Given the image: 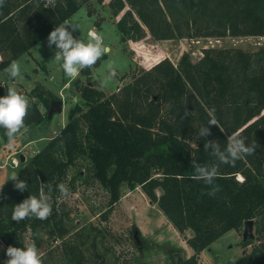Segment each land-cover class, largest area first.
Returning a JSON list of instances; mask_svg holds the SVG:
<instances>
[{"label": "trees", "instance_id": "1", "mask_svg": "<svg viewBox=\"0 0 264 264\" xmlns=\"http://www.w3.org/2000/svg\"><path fill=\"white\" fill-rule=\"evenodd\" d=\"M88 1L4 0L0 72ZM108 5L115 16L127 7L116 26L132 41L146 33L156 40L264 36V0H110ZM80 90L85 107L72 106L58 133L20 163L16 173L28 189H16L11 180L0 189V239L7 247L24 246L27 231L37 247L41 245L38 230L64 237L67 214L56 206L62 194L58 185L66 184L70 167L88 159L84 182L97 183L108 194L104 220L125 183L140 186L180 234L191 230L186 243L193 253L187 258L176 255L175 264H198L201 251L227 231H239L249 219L259 243L240 261L264 264L263 47L253 52L211 48L196 62L183 53L176 65L165 58L109 96L86 85ZM31 93L48 105L51 94L38 86ZM213 108L217 125H210V135L198 137ZM44 119L38 106L29 102L23 128ZM234 132L254 145V152L234 165L220 164L213 184L196 179L199 166L216 163L211 149L204 148L206 140H216L223 149ZM0 135L8 138L3 128ZM69 184L75 189L73 182ZM41 190L52 206L48 218L12 220L14 205ZM252 242V238L242 239L241 244L246 247ZM62 252L69 264H82L85 259L76 243L63 242ZM6 259L0 258V264ZM42 259L43 264H52Z\"/></svg>", "mask_w": 264, "mask_h": 264}, {"label": "rangeland", "instance_id": "2", "mask_svg": "<svg viewBox=\"0 0 264 264\" xmlns=\"http://www.w3.org/2000/svg\"><path fill=\"white\" fill-rule=\"evenodd\" d=\"M109 1L89 0L68 19L79 23L80 28L74 32L78 38L86 39L87 33L94 30L104 37L105 44L111 48L104 59L100 58L98 64L82 69L76 79L67 77L59 68L61 62L56 61L54 57L55 45L52 48L47 45L48 34L36 43L29 53L22 54L15 60L21 69L19 77H9V65L0 72V92L8 87H16L27 96L30 103H35L42 113L45 112V104L31 93L33 87L38 86L45 93H60L64 101L63 112L56 113L52 120L44 119L38 124L21 129L13 140L0 135V152L3 154L0 156V164L5 162L4 167H0V184L8 178V174L18 170V153H22L25 158L34 154L27 144L22 147L28 136L35 139L37 148L42 149L66 124L72 106L79 104L85 107L80 90L84 85L90 84L105 96H109L132 81L135 75L141 74L165 58L176 65L183 53H188L190 60L196 62L204 55L205 50L211 48H239L251 52L260 47L264 48V36L156 40L146 33L138 41L127 40L116 26L117 20L127 7L115 16L108 5ZM0 58L2 59L1 55ZM110 67L115 68V77H110ZM40 137L42 139L38 141ZM10 144L13 146L10 147ZM7 154H12L11 159H18L17 167H11V159L6 158ZM88 167L87 159L77 161L68 169L65 184L68 194H61L56 202L59 211L67 214L63 221L67 233L61 238L51 236L45 230H38L36 237L41 245L37 248L42 257L50 260L52 264H69L62 252L65 241L81 246L85 256L82 264H175L176 255L187 258L193 253L186 243V238L192 234L191 230L180 234L157 205L149 201L140 186L129 187L123 183L119 201L104 220L108 194L97 183L84 182L88 176ZM237 177L241 178L240 175ZM70 182H73L75 189L71 188ZM243 230L244 226L239 231L229 230L216 239L198 254V264H244L240 261L241 256L247 255L253 245L259 242L254 235L250 245L242 246ZM4 241L0 239L1 259L8 258ZM34 241L31 231L24 233V244Z\"/></svg>", "mask_w": 264, "mask_h": 264}, {"label": "clouds", "instance_id": "3", "mask_svg": "<svg viewBox=\"0 0 264 264\" xmlns=\"http://www.w3.org/2000/svg\"><path fill=\"white\" fill-rule=\"evenodd\" d=\"M4 0H0L3 4ZM80 28L77 21L65 20L57 24L47 36L48 47H54V57L59 61V68L64 74L72 79H76L82 69L90 68L96 62L111 51L105 44L104 37L94 30L87 33L86 39L78 38L74 35ZM10 78L15 79L20 76L21 69L19 63L12 61L7 68ZM110 77L116 76L115 68L109 69ZM29 108V100L25 94L18 91L16 87H8L5 94L0 95V128L5 130V134L13 140L16 134L25 125V116ZM210 125H217L215 109L210 110L209 119L202 125L197 134L198 137H206L211 134ZM13 146L10 144V147ZM254 145L247 144L239 132L232 133L227 138V144L222 149L216 140H206L204 148L211 149L212 155L216 158L213 165L199 166L195 173L198 180L207 184H213L217 178L220 164H235L237 160L245 155L254 152ZM241 180L243 177L240 178ZM8 180L13 181L14 187L20 191L28 189V184L21 179L16 172H12L4 180L2 187ZM47 187V186H45ZM62 194H68V188L63 184L58 185ZM52 212V206L43 190L39 195H29L22 202L16 203L12 210V220L21 221L28 217H35L40 220L47 219ZM8 257L3 264H43L42 253L34 242L26 243L24 246L9 245L6 249Z\"/></svg>", "mask_w": 264, "mask_h": 264}, {"label": "water", "instance_id": "4", "mask_svg": "<svg viewBox=\"0 0 264 264\" xmlns=\"http://www.w3.org/2000/svg\"><path fill=\"white\" fill-rule=\"evenodd\" d=\"M125 40V38H123ZM62 100L60 99H53L50 101V106H49V109H48V119H51L52 116L56 113H62L63 111V108H62ZM31 144L32 148L37 151V147L35 146V144H33L32 142V138H29L27 137L25 142H24V145L26 144ZM19 158H20V161L23 162L25 160V156L20 153L19 154ZM244 226V230H243V234H242V237H243V240L245 239H248V238H253L254 236V232H253V227H254V224H253V220L252 219H249V220H246L243 224ZM135 236H137V231H135Z\"/></svg>", "mask_w": 264, "mask_h": 264}, {"label": "flooded vegetation", "instance_id": "5", "mask_svg": "<svg viewBox=\"0 0 264 264\" xmlns=\"http://www.w3.org/2000/svg\"><path fill=\"white\" fill-rule=\"evenodd\" d=\"M88 14H89V12H88ZM76 36H77V33H76ZM26 54V53H25ZM27 62H29V59H28V61ZM38 70V69H37ZM39 71V70H38ZM38 71H36V72H38ZM23 78L25 79L26 78V73L24 72V74H23ZM85 86V85H84ZM86 86H90V84H87ZM35 87H37V86H35ZM91 87V86H90ZM34 88V87H33ZM32 88V89H33ZM31 89V90H32ZM49 94H51V96L49 97V103H48V105L46 106H44L45 107V112H43V115L45 116V119H46V121L47 120H52L53 119V116L55 115H53L52 116V118L51 119H48V109H49V106H50V101L51 100H53V99H55V100H57V99H60V100H62V98L60 97V95H62V94H52L51 92H48ZM62 108H63V106H64V101L62 100ZM45 125V124H44ZM43 127V126H42ZM29 138H31V136H28ZM34 139V138H33ZM33 139H32V142H33ZM42 139V137H40L39 139H37L38 141H40ZM33 144H35L34 142H33ZM36 146V145H35ZM23 147V146H22ZM27 147H29L30 149L32 148V146H31V144L29 143V144H27ZM32 152H34V154L33 155H35L36 153H38L41 149H39V148H37V151H35L33 148H32ZM20 153H18V155H19ZM32 155V156H33ZM32 156H29V157H27V158H25V160L23 161V162H21L20 161V163H25L30 157H32ZM10 157V159L12 158V156H9ZM18 158H19V156H18ZM16 160H17V164L16 165H14V164H12V161H11V167H17L18 166V164H19V162H18V159L16 158ZM19 160H20V158H19ZM139 247H140V245H139Z\"/></svg>", "mask_w": 264, "mask_h": 264}, {"label": "crops", "instance_id": "6", "mask_svg": "<svg viewBox=\"0 0 264 264\" xmlns=\"http://www.w3.org/2000/svg\"><path fill=\"white\" fill-rule=\"evenodd\" d=\"M28 63H29V62H28ZM62 112H63V111H62ZM32 139H33V138H32ZM33 142L35 143V139H33ZM22 146L25 147L24 143L22 144ZM1 155H3V154L0 152V156H1ZM11 155H12V154H11ZM11 155H8V154H7L6 158L9 157V156H11ZM9 158H10V157H9ZM4 165H5V162H4V163H1V164H0V167L2 168V167H4ZM10 168H11V167H10ZM10 174H11V173H10ZM8 177H9V174H8ZM0 189H1V188H0Z\"/></svg>", "mask_w": 264, "mask_h": 264}, {"label": "built area", "instance_id": "7", "mask_svg": "<svg viewBox=\"0 0 264 264\" xmlns=\"http://www.w3.org/2000/svg\"><path fill=\"white\" fill-rule=\"evenodd\" d=\"M0 59H1V58H0ZM11 161H12V164H14V165L17 164V160H16V158L11 159ZM240 180H241V179H240Z\"/></svg>", "mask_w": 264, "mask_h": 264}]
</instances>
